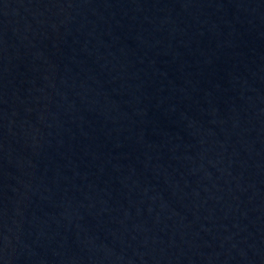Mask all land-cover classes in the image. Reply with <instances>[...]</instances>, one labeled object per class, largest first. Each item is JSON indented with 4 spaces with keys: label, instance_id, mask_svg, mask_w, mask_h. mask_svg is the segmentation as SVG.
<instances>
[{
    "label": "water",
    "instance_id": "water-1",
    "mask_svg": "<svg viewBox=\"0 0 264 264\" xmlns=\"http://www.w3.org/2000/svg\"><path fill=\"white\" fill-rule=\"evenodd\" d=\"M0 264H264V0H0Z\"/></svg>",
    "mask_w": 264,
    "mask_h": 264
}]
</instances>
